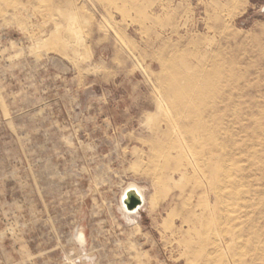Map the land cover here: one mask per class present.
<instances>
[{
	"label": "rangeland",
	"instance_id": "obj_1",
	"mask_svg": "<svg viewBox=\"0 0 264 264\" xmlns=\"http://www.w3.org/2000/svg\"><path fill=\"white\" fill-rule=\"evenodd\" d=\"M0 264H264V0H0Z\"/></svg>",
	"mask_w": 264,
	"mask_h": 264
},
{
	"label": "water",
	"instance_id": "obj_2",
	"mask_svg": "<svg viewBox=\"0 0 264 264\" xmlns=\"http://www.w3.org/2000/svg\"><path fill=\"white\" fill-rule=\"evenodd\" d=\"M128 193H129V197H130V200L131 202H128L125 198L124 202L125 204L128 203V206L130 207L131 210H135L136 208H138L140 205H141V196L140 195H136L132 189L130 190H127Z\"/></svg>",
	"mask_w": 264,
	"mask_h": 264
},
{
	"label": "bare ground",
	"instance_id": "obj_3",
	"mask_svg": "<svg viewBox=\"0 0 264 264\" xmlns=\"http://www.w3.org/2000/svg\"><path fill=\"white\" fill-rule=\"evenodd\" d=\"M130 189H132L133 190V192L136 194V195H140V196H143L144 195V192H145V190H144V188L141 186V185H130ZM129 189V190H130ZM125 198H128L129 197V193H128V191L125 193ZM127 213V212H126ZM127 214H129V213H127ZM130 215V214H129ZM82 236V239L84 238L83 237V235H81Z\"/></svg>",
	"mask_w": 264,
	"mask_h": 264
}]
</instances>
